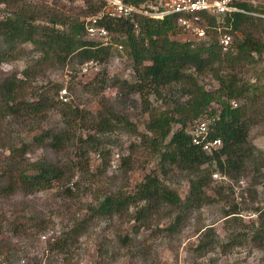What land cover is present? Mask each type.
<instances>
[{
  "label": "trees",
  "instance_id": "trees-1",
  "mask_svg": "<svg viewBox=\"0 0 264 264\" xmlns=\"http://www.w3.org/2000/svg\"><path fill=\"white\" fill-rule=\"evenodd\" d=\"M22 0H0L16 8L11 16L0 19V64L20 59V54L27 46L35 49L41 56L32 66L24 70L25 80L10 75L0 80V120L12 118H26L29 114L44 119L54 106L46 94H39L37 101L29 102L25 97V90L30 87L27 82L33 74L32 68L53 66V62L66 65L88 62L104 64L111 55V46H103L95 40L84 38L85 28L82 22H66L59 18L51 19V25L36 24V16L29 7L19 6ZM74 2L75 0H69ZM85 9L80 10L82 16H94L103 7L101 0H80ZM146 0H133L135 5H142ZM243 13H233L221 20L214 17H203L201 25L205 27L208 40L180 42L172 40L177 34V15L166 16L162 20L137 16L131 22L129 19L104 18L99 23L105 27L108 34L121 40L120 47L128 56L133 79L126 80L113 77L108 79L103 87L116 89L115 103L122 109L131 104L132 97L143 95L145 87H149L154 94L168 101L170 108L160 113H151L147 99H143V110L149 113L146 130L151 133L150 147L159 158L161 167L175 168L185 172L189 178V192L184 199L166 186L157 176L147 175L143 182L135 186L132 194H116L106 196L98 208L91 211L82 220H74L72 226L62 232L52 243L50 249L65 251L75 243L84 233L85 227L95 215L112 217L115 214L126 213L128 208L144 203L138 208L133 220L138 227H149L151 216L159 214L163 208L176 212L174 223L166 231H175L183 216L191 211H199L204 206L217 202H227L225 191L233 195L230 186L222 184L213 188L214 196L207 190L213 184L212 174L219 173L222 177L235 183L252 171L259 173L263 156L249 140V132L256 123L259 96L264 93V87L259 80L264 78V72L255 73L254 80L243 82L251 70L257 69V59L264 52V8H257L247 2L234 0L233 3ZM67 29L56 28L66 26ZM218 29L223 33L234 35L233 44L227 52H223L219 44ZM239 34V37L237 36ZM23 55V54H22ZM209 75L217 85V90H204L200 78ZM243 76V77H242ZM60 91L61 86H57ZM131 100V103L129 101ZM243 100L241 106L232 107L233 101ZM219 105V110L212 108V104ZM66 105V104H65ZM68 113L74 118H84L89 112L78 108L67 107ZM96 132H113L116 128L135 132L134 123L122 112L115 111L104 104L103 109L96 113ZM201 118V119H200ZM205 118V119H202ZM214 119L209 127L210 140L219 139L221 147L212 153H206L191 143L188 129L197 120ZM173 127H176L173 130ZM74 136L68 128L53 132L42 131L34 136L32 144L45 151L65 154L73 142ZM79 144L92 145L97 149L95 136L87 139L79 137ZM97 145V146H96ZM84 147L80 151L83 157ZM25 144L21 148H12L10 158L12 162L5 167L0 175V199L17 193L30 195L51 188L54 182L61 186L69 183L73 177L77 164L66 162H34L28 166L20 161L30 150ZM128 163V160H124ZM80 167V164H79ZM163 168V169H164ZM32 171V173H28ZM166 174V170H164ZM213 187V186H212ZM62 195L72 198L71 189L66 187ZM242 201V200H241ZM245 202V201H243ZM258 226L253 231V242L262 247L264 242V207L254 208ZM239 207L232 206L224 212L228 221L237 226ZM171 214V213H170ZM16 219L11 229L12 236H27L29 229L26 223ZM137 230V225L135 226ZM34 228L41 233L42 223ZM199 242L193 250L202 255L210 251L217 243V234L213 227H204ZM240 233L231 235V244H237L236 238ZM239 241V239L237 240ZM126 243L127 239H122ZM0 246V255L3 254Z\"/></svg>",
  "mask_w": 264,
  "mask_h": 264
},
{
  "label": "rangeland",
  "instance_id": "rangeland-1",
  "mask_svg": "<svg viewBox=\"0 0 264 264\" xmlns=\"http://www.w3.org/2000/svg\"><path fill=\"white\" fill-rule=\"evenodd\" d=\"M165 1L146 0L141 6L148 12H154ZM237 1L264 8V0ZM19 6L29 7L37 18L36 24L41 26H50L49 21L53 18H59L61 22H82L85 26L92 17L80 14V10L86 8L80 0H22ZM15 10H18L17 7L0 4V19L11 16ZM67 26L56 28L67 29ZM84 38L91 40L86 32ZM171 39L198 43L208 40V37L197 39L178 26L177 34ZM233 41L234 35L232 44ZM120 42L118 37L108 34L106 46H111L112 55L104 64L88 62L82 65H60L53 62V66L43 69L32 68L33 74L27 81L30 87L25 90L26 100L37 101L39 94H46L54 106L44 119L41 115L31 113L26 118L7 117L0 120V175L12 162V148H21L25 144L29 145L30 150L20 161L27 166L41 160L53 163L70 160L78 168L73 179L65 186L54 182L51 188L30 195L17 193L0 199V246L3 245L6 251L0 255V264H264V242L262 247H257L258 242L252 241L253 231L258 226L254 208L264 207V93L257 101V121L249 132V140L263 156L259 173L250 171L238 183L213 173L218 177H212L213 184L207 190L208 195L214 196V186H230L233 195L225 191L227 202H217L199 211L188 212L172 232L166 231V228L174 223L176 212L172 213L169 208H163L159 214L152 215L147 222L149 227H138L139 223L132 217L144 203L131 206L126 213L112 217L92 215L84 233L75 243L65 251L50 249V243L68 230L75 219L82 220L91 214L106 196L132 194L135 186L143 182L147 175L157 176L181 199L189 192L190 177L175 168L161 167L158 156L150 147L152 135L146 130L149 113L143 110L141 98L147 99L146 105L151 113L167 111L170 108L168 101L145 87L143 95L133 96V102L130 100L131 104L122 109L115 103L116 89L103 87L113 77L133 79L131 62L121 49ZM20 56V59L0 64V80L13 74L25 80L24 70L32 66L41 55L27 46ZM254 58L258 60L257 69L251 70L243 82L252 83L254 80L251 78L257 76L256 72H264V52L260 56L254 54ZM200 84L204 90H217L216 83L209 75L201 77ZM259 84L264 87L263 77ZM57 86H61L60 91ZM233 102L238 106L244 103L243 100ZM104 104L126 114L130 122L135 124L136 131L131 133L118 127L111 133L96 132L95 115L103 109ZM67 107L87 111L89 115L73 118L67 112ZM211 107L219 110V105L215 103ZM65 128L71 131L74 139L63 155L30 145L34 136L42 131L58 132ZM88 136H95L97 149L94 150L92 145L80 146L79 137L84 140ZM83 147L86 153L81 157L79 154ZM126 159L127 164L124 163ZM66 187L71 189L72 198L62 195ZM234 205L240 211L237 226L224 215ZM18 218H23L18 222L31 227L27 236L11 235L12 223H16ZM39 222L42 223L41 233L34 228ZM136 225L139 230L135 229ZM204 227L214 228L217 243L212 250L199 255L193 248L197 246ZM238 233L243 235L234 239L239 243L231 244V235ZM123 238L127 239L126 243L122 242Z\"/></svg>",
  "mask_w": 264,
  "mask_h": 264
},
{
  "label": "built area",
  "instance_id": "built-area-1",
  "mask_svg": "<svg viewBox=\"0 0 264 264\" xmlns=\"http://www.w3.org/2000/svg\"><path fill=\"white\" fill-rule=\"evenodd\" d=\"M133 0H103L104 5L101 11L92 16L85 24V32L91 40H95L106 46L108 31L99 22L104 18L108 19H129L131 22L137 16L148 17L155 20H162L166 16L177 15L178 26L193 35L197 39H204L205 28L201 25L203 17H214L221 20L233 13H243L235 6L234 0H166L163 6L158 7L154 12H148L141 5H135ZM219 44L223 52L231 48L232 37L228 33L218 29ZM235 102L232 107H236ZM214 119L197 120L188 129L191 143L201 148L206 153H212L221 147L219 139L210 140L209 127ZM217 178V174L212 175Z\"/></svg>",
  "mask_w": 264,
  "mask_h": 264
}]
</instances>
